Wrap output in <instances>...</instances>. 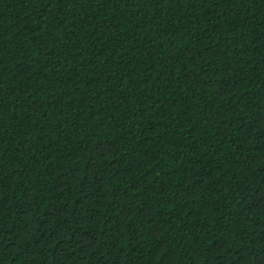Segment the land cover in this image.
Listing matches in <instances>:
<instances>
[{
	"label": "trees",
	"instance_id": "1",
	"mask_svg": "<svg viewBox=\"0 0 264 264\" xmlns=\"http://www.w3.org/2000/svg\"><path fill=\"white\" fill-rule=\"evenodd\" d=\"M0 264H264V0H0Z\"/></svg>",
	"mask_w": 264,
	"mask_h": 264
}]
</instances>
